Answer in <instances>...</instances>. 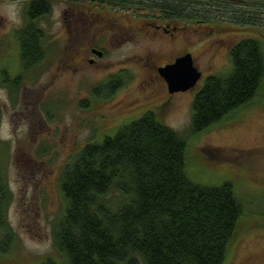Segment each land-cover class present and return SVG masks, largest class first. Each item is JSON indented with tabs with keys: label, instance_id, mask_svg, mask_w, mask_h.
<instances>
[{
	"label": "rangeland",
	"instance_id": "obj_1",
	"mask_svg": "<svg viewBox=\"0 0 264 264\" xmlns=\"http://www.w3.org/2000/svg\"><path fill=\"white\" fill-rule=\"evenodd\" d=\"M13 4L23 17V0L0 2L5 30L19 25L8 19ZM51 4V13L39 21L46 34V57L20 77L14 92L0 87L6 97V102L0 99L1 173L11 192L7 220L15 236L0 253V264H31L52 252L51 229L62 212L57 182L61 169L90 137L96 134L99 140L104 132L111 133L115 126L100 130L148 102L154 105L124 119L160 107L161 120L186 141L188 177L202 184L230 181L242 204L221 264H264V77L249 101L198 132L190 129L194 93L208 74L231 69L228 48L241 36L238 25L213 30L206 23L191 24L164 36L152 33L142 18L118 9L67 0ZM250 28L244 36L264 32V25ZM11 39V34L6 36L8 76L16 73L18 63ZM87 46L104 53L90 54L92 64L82 58L75 67L63 64L68 48L84 53ZM185 51L194 56L201 77L192 88L169 93L155 67ZM146 75L152 80L142 89ZM113 78H119V89L105 97L99 87Z\"/></svg>",
	"mask_w": 264,
	"mask_h": 264
},
{
	"label": "trees",
	"instance_id": "obj_2",
	"mask_svg": "<svg viewBox=\"0 0 264 264\" xmlns=\"http://www.w3.org/2000/svg\"><path fill=\"white\" fill-rule=\"evenodd\" d=\"M67 1L121 10L148 28L175 25L173 36L191 24L213 30L238 25L241 36L228 48L231 69L208 74L194 93L192 132L249 101L262 83L264 32H243L264 25V0ZM51 2L23 0L22 25L13 34L26 74L46 57L39 21L51 13ZM3 76L2 83L15 90L23 73ZM120 83L113 78L99 88L106 97ZM119 122L101 129L115 126L99 140L90 137L61 169L62 212L51 229L53 250L31 264H138V258L142 264H221L242 212L232 183L192 181L184 168L185 139L155 111ZM2 144L0 138V253L15 238L7 220L11 192L1 173Z\"/></svg>",
	"mask_w": 264,
	"mask_h": 264
},
{
	"label": "flooded vegetation",
	"instance_id": "obj_3",
	"mask_svg": "<svg viewBox=\"0 0 264 264\" xmlns=\"http://www.w3.org/2000/svg\"><path fill=\"white\" fill-rule=\"evenodd\" d=\"M4 1H5V0H0V2H4ZM21 25H22V20H21V23H20L19 25H13V26H11L10 28H8L7 30H5V29H4V21H3L2 17L0 16V76H1V77H0V87H8L9 90L12 91V92H14V89H13L12 86L9 87L8 85H5V84L2 83V80H3V78H4L3 75L8 76V75L6 74V71H5V67H7V63L5 64V62H6V61H5L6 57H4L5 54L8 53L7 50H6V49H7V40H6V36L9 35V34H11V37H12V39H11L12 46H13V49H14V51H15V53H16L17 60H18V63L16 62V65H15V69H16V73H15V74H20V73L25 74V73H26V70L23 71V69H22V67L20 66V63H19L18 40L16 39V37H15L14 34H13L14 30H15L16 28L20 27ZM157 26H158V27L153 28V30H151L152 33H158L159 35H164V36H166V35H168V36H173V35H172V31H173L175 25L169 27V24H168V23H166V24L164 23V24H159V25H157ZM4 36H5V37H4ZM11 42H10V43H11ZM36 43H37V46H39L38 42H36ZM94 48L97 49V50H101V51H102V54L104 53V50H103V49H100V48H98V47H96V46H87V47L85 48V50H84V53L80 52L79 50H75V48H73V47L68 48L69 51H68L67 57H65L66 60L63 61V64H65V65H67V66H69V67H75V65L77 64V62H78L79 60H81V58H82L85 62H87V63H90V64L94 63V62H95V59L89 57L90 54H91L92 56H98V55L94 52V50H93ZM14 51H13V52H14ZM13 52H12V56H13ZM185 52H186V51H185ZM182 53H184V52H182ZM102 54H101V56H102ZM180 54H181V53H179V54L173 56V58H172L171 60H169V61H165L163 64L173 61L174 58H175L176 56L180 55ZM191 54H192V53H191ZM8 57H10V56H8ZM98 57H100V56H98ZM192 57H194V56L192 55ZM11 58H12V57H11ZM211 58H212V57H211ZM7 60H8V59H7ZM9 60H11V59H9ZM193 61H194V60H193ZM12 62H13V58H12L11 63H12ZM163 64H162V65H163ZM159 66H161V65H156V67H155V73H156L157 76L160 78V80H162L163 82H165L164 78H163V77L159 74V72H158V67H159ZM15 74H14V75H15ZM107 80H108V79H107ZM107 80H106L105 82H107ZM151 80H152V78H151L149 75H146V76L144 77L143 81L141 82L142 89H146V88L149 86ZM17 81H18V84H19V82H20V78H19ZM18 84H17V85H18ZM165 84H166V82H165ZM118 89H119V87L115 88L111 94L115 93ZM166 89H167V86H166ZM169 93H170V92H169ZM111 94H109V95H111ZM107 96H108V95H107ZM153 105H154V103H150V102H148V103H146V104H144V105L137 106L136 108L132 109L133 111L130 110L129 113H127V114H125L124 116H122V118H121L119 121H121V120H125L124 118H126L129 114H131V116H133L135 113L138 112V109H141V108L144 107V106H145V107H148V106H153ZM155 105H156V107H158V105H160V103L157 102V104L155 103ZM163 106H164V105H163ZM159 108H160V107H159ZM159 108H157L155 112H158L157 115H158L159 119L161 120L162 117H161V114L159 113V111H160ZM146 109H151V110L154 111V109H152L151 107L146 108ZM146 109H144V110H146ZM158 110H159V111H158ZM0 116H1V112H0ZM119 121H118V122H119ZM161 121L163 122V120H161ZM115 123H116V122H115ZM113 124H114V123H113ZM110 125H111V124H110ZM110 125H109V126H110Z\"/></svg>",
	"mask_w": 264,
	"mask_h": 264
},
{
	"label": "water",
	"instance_id": "obj_4",
	"mask_svg": "<svg viewBox=\"0 0 264 264\" xmlns=\"http://www.w3.org/2000/svg\"><path fill=\"white\" fill-rule=\"evenodd\" d=\"M93 50L98 56H101V50L95 48ZM158 72L164 78L167 91L170 93L192 88L201 77V71L194 64L189 51L181 53L173 61L159 66Z\"/></svg>",
	"mask_w": 264,
	"mask_h": 264
},
{
	"label": "clouds",
	"instance_id": "obj_5",
	"mask_svg": "<svg viewBox=\"0 0 264 264\" xmlns=\"http://www.w3.org/2000/svg\"><path fill=\"white\" fill-rule=\"evenodd\" d=\"M8 19L13 24H20L21 23L20 16H19V9H18L17 5H15V4L12 5L11 9L8 12ZM0 99H4L6 102V97L4 95L3 90H0ZM3 123L5 125H7V118L4 119ZM23 128H24V130H26L27 125L25 124L23 126Z\"/></svg>",
	"mask_w": 264,
	"mask_h": 264
}]
</instances>
